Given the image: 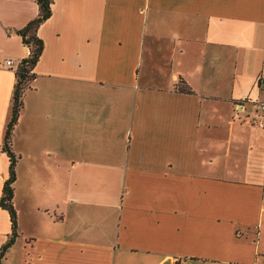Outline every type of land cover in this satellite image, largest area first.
Returning a JSON list of instances; mask_svg holds the SVG:
<instances>
[{"label":"crops","instance_id":"crops-1","mask_svg":"<svg viewBox=\"0 0 264 264\" xmlns=\"http://www.w3.org/2000/svg\"><path fill=\"white\" fill-rule=\"evenodd\" d=\"M37 16L0 0V199ZM38 36L3 264H264V0H54Z\"/></svg>","mask_w":264,"mask_h":264},{"label":"trees","instance_id":"trees-1","mask_svg":"<svg viewBox=\"0 0 264 264\" xmlns=\"http://www.w3.org/2000/svg\"><path fill=\"white\" fill-rule=\"evenodd\" d=\"M36 2L38 5V16L28 23L25 28L17 32L18 36L22 39L23 45L29 50V54L20 62L15 72L16 83L14 86L10 119L7 124L2 147V151L9 158L10 165L9 178L3 187L0 207L10 216L12 234L0 251V264H3L6 253L18 238V217L14 207V184L16 182L17 160L11 149L13 132L24 106V96L31 89L35 79L34 70L44 51V42L39 38L38 30L51 18L52 6L54 4V0H36ZM179 91L185 94H192L191 90L183 84L180 85Z\"/></svg>","mask_w":264,"mask_h":264},{"label":"built area","instance_id":"built-area-1","mask_svg":"<svg viewBox=\"0 0 264 264\" xmlns=\"http://www.w3.org/2000/svg\"><path fill=\"white\" fill-rule=\"evenodd\" d=\"M14 64H15L14 61H8L7 67L12 68V67H14ZM261 87L264 89V79H262V81H261ZM259 108H260L262 117H264V103L260 104Z\"/></svg>","mask_w":264,"mask_h":264}]
</instances>
